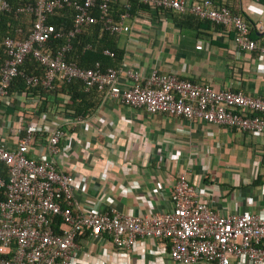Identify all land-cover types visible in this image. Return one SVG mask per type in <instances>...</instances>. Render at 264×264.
I'll list each match as a JSON object with an SVG mask.
<instances>
[{"label": "crops", "instance_id": "crops-1", "mask_svg": "<svg viewBox=\"0 0 264 264\" xmlns=\"http://www.w3.org/2000/svg\"><path fill=\"white\" fill-rule=\"evenodd\" d=\"M185 1L189 6L195 0ZM210 1L238 11L249 38L257 47L263 45L264 0ZM122 23L128 30L116 35L123 51L121 65L137 68L144 76L156 69L215 90L264 98V54L258 49L238 51L229 26L193 23L181 28L168 14L153 10L139 11ZM68 103L60 93L8 95L0 111V143L14 149V128L35 124L26 156L36 161L49 158L57 171L72 177L79 211L131 216L167 212L176 176L184 174L197 200L218 214L264 212L262 135L147 114L97 92L84 98V111L78 116L64 110ZM55 127L64 136L57 154L49 155L46 140ZM76 244L72 264H176L167 244L154 239L140 240L129 251L115 249L105 235L97 240L84 235Z\"/></svg>", "mask_w": 264, "mask_h": 264}, {"label": "built area", "instance_id": "built-area-1", "mask_svg": "<svg viewBox=\"0 0 264 264\" xmlns=\"http://www.w3.org/2000/svg\"><path fill=\"white\" fill-rule=\"evenodd\" d=\"M137 1L151 10L188 12L199 20L229 26L238 51L258 49L264 54V42L257 47L248 37V27L241 16L231 14L224 6H213L210 0H195L189 6L185 0ZM108 3L109 0H34L18 8V12L31 13L34 22L24 39L6 38L1 42L4 57L0 62V111L17 68L30 56L44 69L41 78L24 77L30 87L39 84L49 89L54 80L76 79L85 90H94L126 107L141 108L147 114H166L264 137V98L215 90L156 69L144 76L139 69L127 65L100 70L96 63L93 69L81 68L64 60L68 44L53 53L45 49L46 41L59 36L51 24L45 23L46 17L64 8L73 11L69 37L96 22L110 33L127 31L122 23L127 15L112 21ZM92 8L96 16L90 14ZM7 10L6 0H0V12ZM103 54L112 56L108 51ZM35 130L33 123L14 128V149L8 150L0 143V164L6 169V181L0 177V264H72L76 239L84 235L90 240L105 235L115 249L122 251L131 250L140 240H158L167 244L168 256L176 264H264V212L218 214L208 203L197 200L184 174L176 176L167 212L131 216L113 211H79L73 198L72 177L57 171L50 159L36 161L26 156ZM63 136L59 127L50 131L45 145L49 155L57 154Z\"/></svg>", "mask_w": 264, "mask_h": 264}, {"label": "trees", "instance_id": "trees-1", "mask_svg": "<svg viewBox=\"0 0 264 264\" xmlns=\"http://www.w3.org/2000/svg\"><path fill=\"white\" fill-rule=\"evenodd\" d=\"M34 0H6L8 4L7 11L0 12V62L3 59V47L1 42L8 38L11 40L24 39L31 30L34 17L31 13L18 12L17 9L27 4H33ZM73 3H81L83 0H70ZM108 16L112 21H117L118 16L126 14L127 17L134 16L137 12H148L151 10L147 5L141 4L137 0H109ZM222 6V5H217ZM226 7V6H224ZM227 8V7H226ZM231 14L239 15L235 10L227 8ZM168 14L175 24L179 27H191L194 23L195 27L201 24H212L205 20H199L192 14L176 13L168 9L153 10ZM90 14L97 15L95 8L90 10ZM73 11L64 8L55 11L52 15L46 17L45 23L51 24L54 30L59 33L57 38L49 39L45 43V49L55 52L57 49L64 47L66 44L69 48L64 53L66 62L74 63L81 68L93 69L97 63L100 70L106 68L118 69L121 66L123 51L116 45V35L102 28L101 23L96 22L88 24L80 28L78 33L69 37L67 34L71 30ZM249 37V36H248ZM103 51H108L112 56L104 55ZM18 74L14 77L8 87V95L20 94L23 96H41L42 94L55 95L60 93L67 96L68 104L64 110L70 112L73 116L80 115L84 110L81 103L89 93L94 90H87L82 86L79 80L72 79L68 82L54 80L49 89L43 88L36 84L32 87L24 82V77L41 78L44 69L30 56H26L22 64L17 68ZM0 177L6 181V169L0 164ZM58 219L54 220L53 227L56 230Z\"/></svg>", "mask_w": 264, "mask_h": 264}, {"label": "water", "instance_id": "water-1", "mask_svg": "<svg viewBox=\"0 0 264 264\" xmlns=\"http://www.w3.org/2000/svg\"><path fill=\"white\" fill-rule=\"evenodd\" d=\"M41 160H43V161H49V158H43V159H41Z\"/></svg>", "mask_w": 264, "mask_h": 264}]
</instances>
